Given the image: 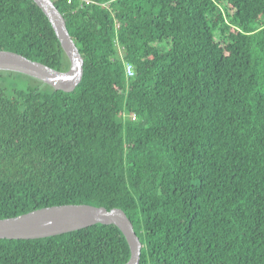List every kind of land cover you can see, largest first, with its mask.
<instances>
[{
  "label": "trees",
  "instance_id": "16d2710c",
  "mask_svg": "<svg viewBox=\"0 0 264 264\" xmlns=\"http://www.w3.org/2000/svg\"><path fill=\"white\" fill-rule=\"evenodd\" d=\"M51 1L83 74L63 92L0 70V219L117 208L139 264H264V0ZM0 51L69 68L33 0H0ZM129 257L114 225L0 239V264Z\"/></svg>",
  "mask_w": 264,
  "mask_h": 264
},
{
  "label": "water",
  "instance_id": "95a60500",
  "mask_svg": "<svg viewBox=\"0 0 264 264\" xmlns=\"http://www.w3.org/2000/svg\"><path fill=\"white\" fill-rule=\"evenodd\" d=\"M47 17L69 68L60 72L19 54L0 51V70L21 73L52 86L55 90L71 92L83 74V59L71 39L63 16L51 0H33ZM95 224L114 225L125 236L130 257L125 264H139L141 243L126 214L117 208L110 210L91 205H60L33 210L16 217L0 219V239L32 240L55 236Z\"/></svg>",
  "mask_w": 264,
  "mask_h": 264
},
{
  "label": "built area",
  "instance_id": "2783aa9c",
  "mask_svg": "<svg viewBox=\"0 0 264 264\" xmlns=\"http://www.w3.org/2000/svg\"><path fill=\"white\" fill-rule=\"evenodd\" d=\"M67 4H71L72 0H65ZM132 67L130 65L126 66V74L127 76H131L132 75Z\"/></svg>",
  "mask_w": 264,
  "mask_h": 264
},
{
  "label": "clouds",
  "instance_id": "9594fccd",
  "mask_svg": "<svg viewBox=\"0 0 264 264\" xmlns=\"http://www.w3.org/2000/svg\"><path fill=\"white\" fill-rule=\"evenodd\" d=\"M127 65H129V64H126V65H125V72H126V66H127ZM130 66H131V65H130ZM126 75H127V74H126Z\"/></svg>",
  "mask_w": 264,
  "mask_h": 264
}]
</instances>
